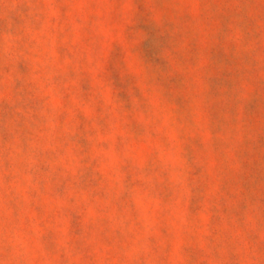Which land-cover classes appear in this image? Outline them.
I'll list each match as a JSON object with an SVG mask.
<instances>
[{
  "label": "rangeland",
  "instance_id": "374dc122",
  "mask_svg": "<svg viewBox=\"0 0 264 264\" xmlns=\"http://www.w3.org/2000/svg\"><path fill=\"white\" fill-rule=\"evenodd\" d=\"M0 264H264V0H0Z\"/></svg>",
  "mask_w": 264,
  "mask_h": 264
}]
</instances>
